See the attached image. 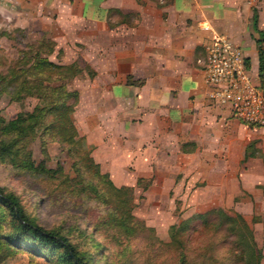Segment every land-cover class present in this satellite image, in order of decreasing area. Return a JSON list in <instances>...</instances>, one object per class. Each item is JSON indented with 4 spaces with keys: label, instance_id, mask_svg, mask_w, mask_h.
Masks as SVG:
<instances>
[{
    "label": "crops",
    "instance_id": "obj_1",
    "mask_svg": "<svg viewBox=\"0 0 264 264\" xmlns=\"http://www.w3.org/2000/svg\"><path fill=\"white\" fill-rule=\"evenodd\" d=\"M254 10L264 30V0H0L4 23L46 34L63 62L91 67L92 97L81 89L80 102L101 99L117 129L105 130L104 115L87 120L94 156L118 148L126 168L147 176L182 169L198 153L225 156L245 128L264 133V124H246L208 99L198 62L205 43L223 34L242 48L258 82Z\"/></svg>",
    "mask_w": 264,
    "mask_h": 264
},
{
    "label": "rangeland",
    "instance_id": "obj_2",
    "mask_svg": "<svg viewBox=\"0 0 264 264\" xmlns=\"http://www.w3.org/2000/svg\"><path fill=\"white\" fill-rule=\"evenodd\" d=\"M17 27L7 25L0 17V71H5L8 62L17 58L22 50L26 51L28 49L26 45L39 44L40 41L48 38L53 46L50 37L46 34L36 35L27 32L24 28L18 31ZM3 29L7 31V34L1 33ZM9 34L15 37L12 38ZM49 58L64 64L75 62L80 67L79 73L65 80L68 89L78 91V101L70 114L77 130L76 137L84 139L83 146L80 148L79 145L77 146L79 155L84 156L86 151H89V155L99 164L100 172L106 173L114 185L133 187L132 213L141 228L129 242V247L132 249L129 264L142 260L143 248L149 234L154 233L157 238L168 240L170 224L193 217L196 213L210 212L214 208H221L232 215L240 213L245 218L253 229L257 245L262 249L261 264H264V136H262L264 133L245 128L242 140L239 138L234 141L230 152L225 156L217 155L216 159V155L212 157L198 153L185 159L186 166L182 169L154 170L148 176L126 168L123 154L117 152L118 148L113 147L112 150L106 148L99 151L97 158L100 161H98L93 154L94 145L85 136V132L92 128V124L87 120L100 119L99 117L104 115L105 130L108 131L113 125V131H115L117 129L114 122L110 120L112 108L109 109V105L103 104L101 99L96 100L97 103L93 105L91 99H87L85 103L80 102L82 90H85L88 98L92 97V91H89L88 87L94 73L88 64L83 65L77 60L67 62L68 58H64L63 62L62 52L55 48ZM254 75L256 76V73ZM58 83L59 81L54 82V84ZM98 95L100 96V93ZM36 103L37 100L34 97L27 96L13 100L6 92H1L0 114L8 119L15 116L18 111L32 109ZM99 104H102V108ZM96 105L97 109L99 108L96 112L97 116L92 117L91 114L96 109ZM97 129L99 132V128ZM45 139L43 141L40 139L39 131L30 139L28 147L31 149L32 157L35 162L44 161L48 167L53 168L60 164L62 175L48 176L0 162V185L6 190L17 193L26 210L42 225L61 226L73 239L77 240L80 239L79 229L92 231L98 241L107 245L105 253L108 254V260L122 259L119 253L121 246L104 236L100 229L97 231L94 229L93 221L103 212L100 201L93 199V196L85 191H69V187L65 188L67 184L78 179L75 177L74 170L76 154L68 151V146L64 142L49 136H45ZM183 146L184 144L182 149ZM91 169L92 171H86L88 173L86 178L98 179V175H92L94 172L93 168ZM108 195L112 194L108 193ZM208 216H212V212ZM200 225L201 220L198 218L191 219L189 222L190 230ZM196 233L197 231L193 232L194 239L191 245L204 244L206 241L204 233ZM223 233L225 232L222 230L215 235L221 237ZM231 237L222 236L223 240L214 245L212 253L219 258L222 257L224 264H244L234 260ZM88 245V241L84 243L85 247ZM30 260L47 264L44 255L38 256L26 249H21L1 260L0 264H27ZM94 261V264H106L101 254L96 255Z\"/></svg>",
    "mask_w": 264,
    "mask_h": 264
},
{
    "label": "trees",
    "instance_id": "obj_3",
    "mask_svg": "<svg viewBox=\"0 0 264 264\" xmlns=\"http://www.w3.org/2000/svg\"><path fill=\"white\" fill-rule=\"evenodd\" d=\"M251 26L256 32L258 86L264 94V30L258 27L255 10ZM16 30L22 31V28L17 27ZM1 33L7 34V31L3 29ZM9 36L15 37L13 34ZM40 43L26 45L28 49L10 60L5 71H0V94L6 92L13 100L27 96L37 100L32 109L18 111L11 118L0 114V162L48 176L62 175L60 164L52 168L44 161L35 162L28 145L37 131L42 141L49 136L64 142L68 151L76 154L74 170L75 177H78L65 188L85 191L100 201L103 212L93 221L94 229H100L104 236L121 246L119 253L122 259L108 260L105 253L107 245L98 241L92 231L79 229L80 239L77 240L61 226L42 225L26 210L17 193L0 185V261L26 249L35 255H44L47 264H94L95 256L99 254L105 258L106 264H129L132 253L129 242L141 228L132 213L133 187L114 185L106 173L100 172L99 164L89 151L84 156L79 155L78 149L83 146L84 139L76 137L77 130L70 114L78 101V91L68 89L65 80L79 73L80 67L75 62L64 64L51 60L49 55L54 48L50 40L45 38ZM58 51L62 52L61 49ZM246 59L249 60L248 57ZM56 81L59 83L54 84ZM91 168L92 175H98V179L86 178V171H92ZM196 218L201 220V225L190 230L189 222ZM222 230L225 232L222 236H232L230 242L236 262L261 264L263 252L255 241L252 227L240 213L232 215L221 208L196 213L193 217L170 224L168 240L149 234L143 248L144 257L133 264H224L222 257L212 253L214 245L223 240L222 236L215 235ZM195 231L196 234L204 233V244L191 245ZM87 241L89 245L85 247ZM27 264L41 262L30 260Z\"/></svg>",
    "mask_w": 264,
    "mask_h": 264
},
{
    "label": "built area",
    "instance_id": "obj_4",
    "mask_svg": "<svg viewBox=\"0 0 264 264\" xmlns=\"http://www.w3.org/2000/svg\"><path fill=\"white\" fill-rule=\"evenodd\" d=\"M204 50L198 62L210 87L208 99L246 124H264V94L242 48L219 34L205 43Z\"/></svg>",
    "mask_w": 264,
    "mask_h": 264
}]
</instances>
